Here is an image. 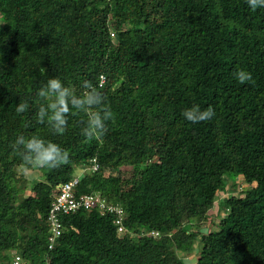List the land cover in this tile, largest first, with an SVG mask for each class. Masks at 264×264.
<instances>
[{
	"label": "trees",
	"instance_id": "16d2710c",
	"mask_svg": "<svg viewBox=\"0 0 264 264\" xmlns=\"http://www.w3.org/2000/svg\"><path fill=\"white\" fill-rule=\"evenodd\" d=\"M238 69L253 80L240 84ZM50 78L77 92L86 80L97 86L114 113L102 141L86 142L83 113L69 115L63 135L37 123L36 92ZM20 102L30 106L23 114ZM193 105L215 116L192 124L183 112ZM20 135L51 140L71 160L38 169L26 197L11 148ZM92 160L98 170L85 171L76 192L119 204L124 233L112 215L81 210L61 217L49 250L57 187ZM229 174L246 186L219 199ZM222 205L219 221L202 225ZM10 252L31 264H189L181 254L192 264H264V9L246 0H0V261Z\"/></svg>",
	"mask_w": 264,
	"mask_h": 264
},
{
	"label": "clouds",
	"instance_id": "9594fccd",
	"mask_svg": "<svg viewBox=\"0 0 264 264\" xmlns=\"http://www.w3.org/2000/svg\"><path fill=\"white\" fill-rule=\"evenodd\" d=\"M246 3L252 11L264 9V0H246ZM233 75L240 84L253 80L251 72L244 69H238ZM36 96L39 103L36 121L46 125L53 135H63L68 130L69 115L83 113L87 117L86 127L82 130L86 142L102 141L107 132L106 122L114 119L104 95L91 81H84L77 92L75 87L66 86L59 78H50L36 92ZM29 107L27 102H20L15 110L17 114H23ZM214 116L215 111L211 106L201 110L199 105H193L183 112L185 120L192 124L209 121ZM11 148L20 157L19 167L25 172L32 169H57L71 163L69 153L59 144L37 135H20ZM14 254L10 255V260Z\"/></svg>",
	"mask_w": 264,
	"mask_h": 264
},
{
	"label": "built area",
	"instance_id": "2783aa9c",
	"mask_svg": "<svg viewBox=\"0 0 264 264\" xmlns=\"http://www.w3.org/2000/svg\"><path fill=\"white\" fill-rule=\"evenodd\" d=\"M98 164L95 160L91 161V165L82 170L81 175L85 171L96 172ZM80 175H74L68 182L57 187L56 194L51 201L48 213L46 215L45 224L48 230L47 247L52 250L56 240L62 234L61 217L76 214L78 211H90L98 209L102 215L113 216V225L116 227L117 235L124 233V211L119 204H113L99 192L89 194H77V186L79 184ZM152 235L156 236L157 233ZM0 264H7V261H0ZM8 264H31L23 259L20 254L16 253L12 256Z\"/></svg>",
	"mask_w": 264,
	"mask_h": 264
},
{
	"label": "rangeland",
	"instance_id": "374dc122",
	"mask_svg": "<svg viewBox=\"0 0 264 264\" xmlns=\"http://www.w3.org/2000/svg\"><path fill=\"white\" fill-rule=\"evenodd\" d=\"M160 161H157V163H155V165H159ZM122 170V169H121ZM18 174L20 176H22V179H20V183L18 184L21 194L20 196H28L31 192H30V182L34 179H36L37 175H38V169H32L30 171L25 172L23 169L19 168L18 170ZM77 175L81 176V171H77L76 172ZM105 175H109V172H105ZM223 183L226 185V190L225 193L219 195V199H223V198H227V197H231V196H241V191L243 188H245V183L243 182V179L241 176H235L233 174H229L223 177ZM19 201H22V197L19 198ZM214 215L211 214V222H205L202 223V225H205L207 227H209L211 224H213V222L217 223L219 221V216L224 215V213L226 212V208L222 205L219 206V208L217 209V207L213 210ZM217 214V215H216ZM192 224H186L185 228L187 230L192 229L193 225L198 223L197 219H193ZM211 229H213V226L210 227ZM185 251H183L184 253ZM10 255H12V253L10 252ZM181 258L186 261L187 259H189V264H192V262H194V255L190 254L187 255L185 257V255L181 254Z\"/></svg>",
	"mask_w": 264,
	"mask_h": 264
}]
</instances>
